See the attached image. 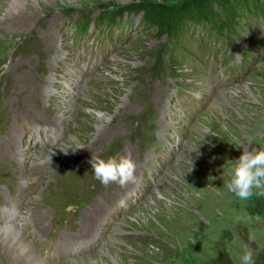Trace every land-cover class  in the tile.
<instances>
[{"label": "rangeland", "instance_id": "obj_1", "mask_svg": "<svg viewBox=\"0 0 264 264\" xmlns=\"http://www.w3.org/2000/svg\"><path fill=\"white\" fill-rule=\"evenodd\" d=\"M142 1L183 0H0V226L39 254L3 256L0 233V264H239L243 229L264 264V215L222 188L229 142L264 145V18L169 59L141 14L99 22ZM129 153L134 183L95 179L93 154Z\"/></svg>", "mask_w": 264, "mask_h": 264}, {"label": "trees", "instance_id": "obj_2", "mask_svg": "<svg viewBox=\"0 0 264 264\" xmlns=\"http://www.w3.org/2000/svg\"><path fill=\"white\" fill-rule=\"evenodd\" d=\"M125 14H141L146 27L156 29L160 37L166 36L172 46L165 49L168 48L165 44L161 53L165 49L169 59L175 56L187 59L192 57L183 51L184 48L197 53H205L208 49L213 54L219 46L225 52L235 47L245 36L241 28L251 27L255 19L264 18V0H183L176 4L142 1L114 11L104 10L98 19L106 28L119 27ZM249 14L251 17H247ZM130 26L133 23L129 21L124 27ZM247 212L263 216L264 198L251 199ZM249 233L248 229H243L240 235L246 244ZM250 247L256 248L255 242ZM205 264H232V260L223 252L219 259Z\"/></svg>", "mask_w": 264, "mask_h": 264}, {"label": "clouds", "instance_id": "obj_3", "mask_svg": "<svg viewBox=\"0 0 264 264\" xmlns=\"http://www.w3.org/2000/svg\"><path fill=\"white\" fill-rule=\"evenodd\" d=\"M254 139L250 138L246 143L239 138L230 141L237 149H242V154L223 165L222 188L241 201L264 198V145L253 147ZM90 163L95 179L104 187L110 184L125 187L136 181L137 164L130 153L113 155L107 159L93 154ZM248 240L249 243L242 246L239 264H255L254 252L250 247L256 240L254 232L249 233Z\"/></svg>", "mask_w": 264, "mask_h": 264}, {"label": "bare ground", "instance_id": "obj_4", "mask_svg": "<svg viewBox=\"0 0 264 264\" xmlns=\"http://www.w3.org/2000/svg\"><path fill=\"white\" fill-rule=\"evenodd\" d=\"M18 157H19V160H21V162L27 161V155L23 154L21 151L19 152ZM25 178H27V177H25ZM87 218H89V217H87ZM85 221H87L88 225H90L92 223L88 219H86ZM89 221L91 223H89ZM10 224H13V223H10ZM0 233L5 235V236H2V239H3L2 243L4 244L3 246H5V250H3L4 252L2 254L3 256H5V254H8V252L11 253V255L14 259L21 256V255H23L27 258L39 255V254H35L34 250L29 246V243L27 242L26 237L23 235V230L19 226L15 225V224L14 225H7L5 227L0 226ZM78 243H79V241H77L75 243V245H78ZM0 250H2V249H0ZM26 250H28L29 252L26 253ZM39 257H41V256H39Z\"/></svg>", "mask_w": 264, "mask_h": 264}]
</instances>
